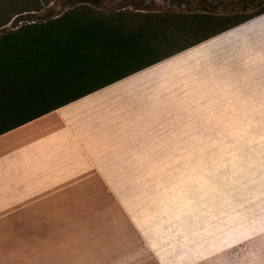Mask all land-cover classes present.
I'll return each instance as SVG.
<instances>
[{
	"label": "rangeland",
	"instance_id": "374dc122",
	"mask_svg": "<svg viewBox=\"0 0 264 264\" xmlns=\"http://www.w3.org/2000/svg\"><path fill=\"white\" fill-rule=\"evenodd\" d=\"M78 2L85 0H0V23L10 19L0 33L55 17ZM90 5L106 13L248 16L264 0ZM241 38L248 46L263 41L264 29ZM227 52L224 45L199 61L189 58L196 69L168 64L174 68L171 84H155L154 97L143 96L149 99L142 108L162 109L158 101L165 99L173 116H137L138 134L131 136L129 127L117 122L121 130L107 137L108 149L98 133V172L85 182V198L73 199L74 213H43L41 229L0 230V241L10 243L0 245V264H264V46L251 51L247 71L230 77L225 69L205 70L204 61L238 66L240 59ZM102 97H116L108 102L124 112L130 94L108 89L88 100L108 103ZM96 112L97 107L89 109ZM90 118L74 117L62 127L83 128ZM59 129L22 132L28 136L18 148L53 151L50 139ZM110 158L118 163L116 172L100 173L102 160Z\"/></svg>",
	"mask_w": 264,
	"mask_h": 264
},
{
	"label": "trees",
	"instance_id": "16d2710c",
	"mask_svg": "<svg viewBox=\"0 0 264 264\" xmlns=\"http://www.w3.org/2000/svg\"><path fill=\"white\" fill-rule=\"evenodd\" d=\"M93 2L0 33V135L264 14L106 13Z\"/></svg>",
	"mask_w": 264,
	"mask_h": 264
},
{
	"label": "crops",
	"instance_id": "0c3cea01",
	"mask_svg": "<svg viewBox=\"0 0 264 264\" xmlns=\"http://www.w3.org/2000/svg\"><path fill=\"white\" fill-rule=\"evenodd\" d=\"M256 27L264 29V14L238 28L227 31L217 38L215 37V39H211L207 43L193 46V49L185 53L175 54L0 135V153H4L0 162V230L41 229L40 215L43 213H74L73 199L85 198V182L88 181L89 175L98 172L97 167L99 165L95 160L98 157L97 147L99 145L98 139H100L98 133H101L100 137L102 144L104 143V149H108L110 146L107 137L114 136L121 130L122 125L129 127L130 136L132 132L138 134V123L134 121L135 117L146 118L151 115H156L159 119L172 117L173 115L169 113L170 110L165 109V99L158 101L162 109L142 108V105L148 102L147 99L152 95L154 97L153 86L155 84H171L169 74L170 69L174 68L169 67L168 64L191 70L195 68L193 63H189L191 59L199 61L201 60L199 57H204L212 49L226 45L228 56L231 54L232 59H240V64L233 67L225 66L224 62L220 66L221 64L204 61L209 63L205 70L209 69V71H218L219 73L225 69L230 77L236 71H240V73L247 71L253 54L251 51L262 48L264 40L255 43L251 41L250 46H248L241 42V37L246 36L247 33L249 35L250 32L255 31ZM234 43H238L237 46L232 45ZM229 45L232 47L229 48ZM212 46L214 47L210 48ZM189 58L191 59L187 63ZM151 83L152 85L148 88L140 90V88ZM108 89L116 90L119 94H130V97H125L129 103L126 104L127 108L124 112L108 102L116 100V97H102L108 103L88 100ZM145 95L149 98L143 97ZM93 107H97V112L89 113V109ZM80 116L82 119L91 117L86 127L85 125L83 128H79L80 126L73 127L70 128V131L62 127V123ZM117 122L120 123V127ZM57 126L60 129L53 134L54 139H50L51 146L55 145L53 151L18 148L21 147L19 144L28 136L20 135L22 132L28 131L30 135L41 132L49 133L53 127ZM117 166L118 163L113 158L102 160L100 164L102 169L99 172L102 174L110 171L116 172L115 167ZM81 212H85V210H81ZM9 244L8 240L0 241L2 246Z\"/></svg>",
	"mask_w": 264,
	"mask_h": 264
},
{
	"label": "water",
	"instance_id": "95a60500",
	"mask_svg": "<svg viewBox=\"0 0 264 264\" xmlns=\"http://www.w3.org/2000/svg\"><path fill=\"white\" fill-rule=\"evenodd\" d=\"M263 15V14H262ZM261 16V15H260ZM257 17H259V16H257ZM257 17H255V18H257ZM255 18H253V19H255ZM253 19H251V20H253ZM250 21V20H249ZM248 22V21H247ZM247 22H244L243 24H245V23H247ZM243 24H240V25H238V26H236V27H234V28H232V29H235V28H238V27H240L241 25H243ZM232 29H230V30H232ZM230 30H227V31H230ZM227 31H225V32H223V33H221V34H219V35H217V36H215L216 38L217 37H219L220 35H222V34H224V33H226ZM215 37H212V38H210V39H208V40H206V41H204V42H202V43H200V44H197V45H195V46H198V45H201V44H204V43H207V42H209V41H211V39H215ZM194 46V47H195ZM214 46H212V47H210V48H213ZM209 48V49H210ZM191 49H193V47H191V48H189V49H186V50H184V51H182L181 53H185V52H187V51H189V50H191ZM180 53V54H181ZM182 60V59H181Z\"/></svg>",
	"mask_w": 264,
	"mask_h": 264
}]
</instances>
